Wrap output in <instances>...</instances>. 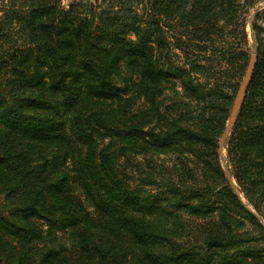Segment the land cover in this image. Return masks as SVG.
<instances>
[{"label":"trees","instance_id":"1","mask_svg":"<svg viewBox=\"0 0 264 264\" xmlns=\"http://www.w3.org/2000/svg\"><path fill=\"white\" fill-rule=\"evenodd\" d=\"M263 2L0 0V264H264Z\"/></svg>","mask_w":264,"mask_h":264},{"label":"water","instance_id":"2","mask_svg":"<svg viewBox=\"0 0 264 264\" xmlns=\"http://www.w3.org/2000/svg\"><path fill=\"white\" fill-rule=\"evenodd\" d=\"M263 9H264V2L261 3L260 5H258L256 8H254V10H252L250 16L248 17L247 24H248V27L250 30V40H251L250 56H249L248 64L246 67V71L244 73L242 81H241L239 88L236 92V95L234 97L232 106L230 108L227 123H226L224 130H223V132L219 138V141H218V154H219L221 166H222L224 175H225L227 181L230 183L231 186H234L233 180H232L231 175H230L228 168L226 166V162H225V159H224L222 152H223L224 144H225L228 136L230 135V132H231L236 120H237L238 114L241 110L245 95L247 93L249 84H250L252 76H253V72H254L255 64H256V46L254 44V35L252 32V23H253V20H254L256 14ZM235 194L238 197H240V194L238 193L237 190H235ZM257 218L259 221H262V219L259 216H257Z\"/></svg>","mask_w":264,"mask_h":264},{"label":"rangeland","instance_id":"3","mask_svg":"<svg viewBox=\"0 0 264 264\" xmlns=\"http://www.w3.org/2000/svg\"><path fill=\"white\" fill-rule=\"evenodd\" d=\"M73 0H62V4L64 5V6H67L70 2H72ZM259 5V3L255 6V7H253L250 11H249V13H248V15H247V20H248V17L250 16V14H251V12H252V10H254V8H256L257 6ZM245 32H247V43H248V45L245 47V50H246V52H247V54H246V65H245V68H244V71H243V74H242V76L239 78L238 76H234V77H232L231 78V80H230V83L232 84V87L229 85V82H228V80H227V77H223L219 82L220 83H223L222 84V89L224 90V92H225V94L227 95V96H229V97H231V98H233L232 99V103H233V100H234V97H235V95H236V92H237V90H238V88H239V85H240V83H241V81H242V78H243V76H244V73H245V71H246V67H247V64H248V60H249V56H250V47H251V40H250V30H249V27H248V24H247V22H246V28H245ZM247 49H248V51H247ZM218 66V65H217ZM222 66H224V67H222L223 69H227V67H225V65L223 64ZM219 67V66H218ZM217 77H219V76H217ZM235 85H236V87H237V90H236V92L234 93V90H235ZM171 97V96H170ZM170 97L166 100V104H168L169 103V99H170ZM174 97V96H173ZM232 103H231V105L229 106V112H230V108H231V106H232ZM227 123V122H226ZM226 125V124H225ZM225 125H224V127H225ZM219 141V140H218ZM225 144H224V148H223V156H224V159H225V156H226V151H225ZM218 156H219V154H218ZM131 160V162L132 163H134V164H138V163H142L143 162V159H142V157L141 156H132L131 158H130ZM155 161H157V163L158 164H163V166L166 168V169H173L174 167H178V161H179V159H177V155H174V154H169V155H166V156H160L159 158H155L154 159ZM219 163H220V166H221V162H220V159H219ZM221 170H222V173H223V175H224V172H223V169H222V166H221ZM224 177H225V175H224ZM226 178V177H225ZM233 184H234V182H233Z\"/></svg>","mask_w":264,"mask_h":264}]
</instances>
